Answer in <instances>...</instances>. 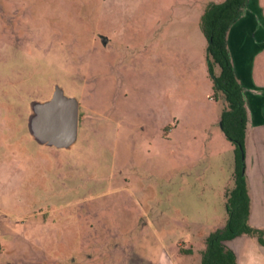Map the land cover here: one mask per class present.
<instances>
[{
    "label": "rangeland",
    "instance_id": "obj_1",
    "mask_svg": "<svg viewBox=\"0 0 264 264\" xmlns=\"http://www.w3.org/2000/svg\"><path fill=\"white\" fill-rule=\"evenodd\" d=\"M210 1L0 0V264H199L196 234L233 184L200 26ZM231 31L264 113V0ZM54 85L79 104L67 149L28 129ZM226 245L235 264H264L254 237Z\"/></svg>",
    "mask_w": 264,
    "mask_h": 264
},
{
    "label": "trees",
    "instance_id": "obj_2",
    "mask_svg": "<svg viewBox=\"0 0 264 264\" xmlns=\"http://www.w3.org/2000/svg\"><path fill=\"white\" fill-rule=\"evenodd\" d=\"M248 0L210 1L202 10L200 26L206 38V59L215 96L224 107L219 125L224 136L234 145L233 184L226 192V218L223 225L204 239L199 264H235L234 252L226 241L242 234L252 236L264 246V228L249 224L250 197L244 173V140L247 129L245 90L238 81L227 47L226 35L243 14ZM218 72H214V67Z\"/></svg>",
    "mask_w": 264,
    "mask_h": 264
},
{
    "label": "crops",
    "instance_id": "obj_3",
    "mask_svg": "<svg viewBox=\"0 0 264 264\" xmlns=\"http://www.w3.org/2000/svg\"><path fill=\"white\" fill-rule=\"evenodd\" d=\"M231 32L232 31H231V26H230L229 30L227 31L226 41H227V47L230 53L231 61L234 67V59H233V54L231 52L232 51L231 50L232 49L231 48ZM235 74H236L238 81L240 82V84L243 86L245 90V86L243 85L241 81V77L237 75L236 72ZM245 100H246V106H247L248 120H247V129H246L245 140H244V149H245L244 173L246 176L247 190H248V194L250 197V211H249L248 222L252 226L264 228V224L255 222V219H254L255 213L259 212L261 210L262 204H264V201H263L264 199V118H263L264 115L263 114L264 113L263 111L261 112V110H257V99H255L256 104H252L250 100L247 98L246 92H245ZM230 147H231L230 149L231 159L229 160L230 167L228 169V172H229L228 179L232 180L235 156H234L233 145L231 144ZM223 189L224 187H222L220 192L218 193L219 196L223 195V192H224ZM198 194L199 193H197V195ZM183 198H186V197H183ZM221 210H222V207H221ZM221 215L222 216L220 220L218 218L216 223H214L213 225L206 226L207 228L201 227L202 229H199V233L196 234L197 237L202 238V249L205 247V243H204L205 237L210 232L214 231L215 229L223 225V222L226 218L225 216L226 214L224 212ZM164 221L165 223H167L168 220L165 219ZM147 222L148 221L144 222V224L147 225Z\"/></svg>",
    "mask_w": 264,
    "mask_h": 264
},
{
    "label": "water",
    "instance_id": "obj_4",
    "mask_svg": "<svg viewBox=\"0 0 264 264\" xmlns=\"http://www.w3.org/2000/svg\"><path fill=\"white\" fill-rule=\"evenodd\" d=\"M101 38L105 45L107 37ZM78 110L77 99L66 95L61 86L54 85L49 98L31 104L29 132L37 143L67 149L77 139Z\"/></svg>",
    "mask_w": 264,
    "mask_h": 264
}]
</instances>
